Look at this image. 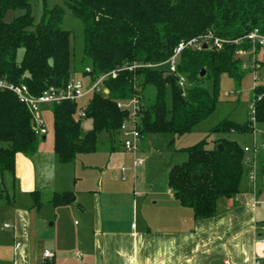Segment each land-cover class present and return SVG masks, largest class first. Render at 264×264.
Instances as JSON below:
<instances>
[{"label": "trees", "instance_id": "1", "mask_svg": "<svg viewBox=\"0 0 264 264\" xmlns=\"http://www.w3.org/2000/svg\"><path fill=\"white\" fill-rule=\"evenodd\" d=\"M65 6L82 25L83 58L90 72L83 67L81 74L91 79L125 64L164 62L179 42L207 32L241 42L221 49H185L178 64V71L189 83L184 92L176 78L165 76L162 68L120 70L115 78L105 80L107 96L95 93L86 102L84 119L91 121L86 132L83 118L75 116L77 103L64 100L51 105L52 150L61 164L73 162L78 154L94 152L101 133L112 142L128 117L126 110L116 106L117 100L139 96L147 85L154 86L156 93L153 103L140 110L141 134L189 133L215 110L221 75L240 82L248 71L234 56L238 48L250 47L243 38L254 29L264 35V0H65ZM17 9L23 13L5 21L6 13ZM64 13L62 6H44L35 24L29 0H0V79L24 84L38 96L46 89L64 87L73 78L71 32L61 27ZM20 49L22 56L17 59ZM205 80L211 82V91L202 86ZM252 91L256 122L264 123V82ZM251 131L250 122L239 124L229 119L210 130ZM206 144L201 140L184 148L186 160L171 165L167 173L173 197L191 209L195 219L214 216L219 199L238 192L244 171V152L236 141L219 138L211 148ZM38 145L26 106L11 92L0 91V170L14 176L16 155L32 157ZM261 161L264 168V158ZM6 200L13 204L7 195ZM49 201L54 206L69 205L74 195L70 191L54 193Z\"/></svg>", "mask_w": 264, "mask_h": 264}, {"label": "crops", "instance_id": "2", "mask_svg": "<svg viewBox=\"0 0 264 264\" xmlns=\"http://www.w3.org/2000/svg\"><path fill=\"white\" fill-rule=\"evenodd\" d=\"M53 155H40L38 149L32 157L16 155L12 182L21 184L37 209L30 214L12 204L10 221L0 225V264H215L223 259L232 264L255 260L264 264L263 158L254 183L244 165L238 192L220 198L217 213L206 219H195L191 209L179 205L167 180L139 191L132 172L131 187L102 190L100 185L97 191H85L88 199L68 190L74 201L51 204L54 217L45 227L39 222L42 203L35 194L67 191L57 189L60 163ZM123 176L121 172L120 179L126 181ZM6 230H11L8 236ZM45 250L53 254L51 260L44 257Z\"/></svg>", "mask_w": 264, "mask_h": 264}, {"label": "rangeland", "instance_id": "3", "mask_svg": "<svg viewBox=\"0 0 264 264\" xmlns=\"http://www.w3.org/2000/svg\"><path fill=\"white\" fill-rule=\"evenodd\" d=\"M31 13L34 23L37 24L42 15L43 7L51 8L54 5H59L64 8V16L61 27L71 32L70 44L72 51L71 69L72 76L79 79L83 84H87L89 79L81 74V70L88 61L83 58V30L79 20L71 15V11L65 6V0H29ZM23 13V10L9 11L5 15V21H10L14 17ZM22 56V49L18 50L17 59ZM260 68L255 71V74L248 70L245 72L244 77L240 82H236L226 74L221 75L219 90H218V103L215 110L203 121L196 124L189 133L181 136H175L168 133L161 134H145L139 140L140 151L136 154L143 159V164L133 168L134 155L124 150L122 140L118 139L117 135L114 140L110 142L106 133H101L98 136L97 148L94 152L88 154H78L75 160L71 163L60 165L57 167V189L70 190L78 198H90L85 195L87 190L97 191L102 187V190L110 188L115 189L122 186L131 187L130 175L132 172L135 174L137 189L139 191L147 192L151 187H157L165 184L167 180V173L171 165L181 163L186 160V153L184 148L191 146L201 140H206L207 148L214 146L219 138L229 140H236L240 146L248 145L252 147L253 137L260 145L264 141V123L256 122L253 124L249 119L251 118L250 108L252 106L253 88L257 84L264 82V50L259 55ZM208 91L212 90L211 82L205 80L202 84ZM184 92V91H182ZM155 87L147 85L143 92L139 95V100L143 105L153 103L155 98ZM85 104L88 102V97L82 100ZM167 107H170V95H166ZM43 119L47 133L45 139L39 136L38 152L40 155H51L53 152V128H52V112L51 105L46 106L43 111ZM229 119L235 123L243 124L250 122L252 131L248 133H211L210 130L216 126L220 121ZM83 131L86 132L91 127L89 119H82ZM256 132V133H254ZM114 146V149L112 147ZM54 154V153H53ZM24 156V154H22ZM55 156V155H53ZM244 156V155H243ZM56 158V156H55ZM264 158V151L251 157V162L255 164V170L258 169L259 161ZM57 160V158H56ZM243 163V159H242ZM243 163V167H244ZM248 169L249 166L246 165ZM125 168L123 174L126 176V181L120 179L121 169ZM248 172V171H247ZM256 176V172H255ZM26 183L27 181H25ZM264 184V178H263ZM101 185V187H100ZM6 195L12 198L13 205H21L30 214L31 210L36 212L37 207L35 201L29 200L28 192L22 190L21 184L14 185L12 182V175L7 171L0 170V225L10 221L12 214V205H9L6 200ZM53 194L43 191L40 195L35 194V198L42 203L38 212V218L41 226H47L52 222L54 217V209L49 203V199ZM135 200H140L134 197ZM48 201V202H47ZM30 205L29 208H25ZM12 206V207H11ZM78 221L77 217L73 218ZM52 230V229H49ZM7 236L11 230H6Z\"/></svg>", "mask_w": 264, "mask_h": 264}, {"label": "built area", "instance_id": "4", "mask_svg": "<svg viewBox=\"0 0 264 264\" xmlns=\"http://www.w3.org/2000/svg\"><path fill=\"white\" fill-rule=\"evenodd\" d=\"M243 39L249 43L250 47L238 48L235 51L234 56L242 60V69L250 70L255 74V71L261 67V60L258 58L257 53L260 50H264V35L261 34L258 29H254ZM240 42V39L229 41L227 39L214 36L211 32H207L205 34L179 42L173 49L171 55L164 62L146 65L139 63H133L131 65L125 64L119 69H115L107 73L98 75L94 79H91L89 75H86L89 81L85 85L81 80L72 78L62 88H49L44 90L40 95L35 96L30 93L27 86L24 84L9 83L3 79H0V91L5 90L11 92L15 95L20 103L26 106L31 115L32 131L38 137H43L47 133L43 119L44 117L42 108L44 106L58 104L64 100L75 102L78 104L75 116L78 119H82L85 117L86 106V103L84 104L82 100L87 97L88 99H90L91 96L95 93L102 96H107L108 90L104 85L105 80H107L108 78H115L120 70H134L138 67L162 68L164 70L163 74L165 76H174L176 78L178 87L182 91H184L189 86V83L187 81V76L178 71V64L180 62V55L185 49H201L203 45L214 49H221L226 44H238ZM84 70L86 73H89L90 67H85ZM116 106L119 109L126 110L128 114V117L122 121L118 129V134L120 135V138L122 140V146L124 150L134 155L132 165L133 168H136L143 164V159L139 156L136 157V154H138L140 151L139 140L143 137L140 132L139 113L144 105L140 102L139 96H134L129 99L117 100ZM250 114L251 118L249 120L253 124H255L256 119L253 104L250 108ZM242 149L244 152L243 163L250 167L248 172L249 179L252 183H254L256 179L255 164L251 162V157L255 156L260 151H264V144L259 145L258 143H256L255 139H253L252 147L243 146ZM124 171L125 168H122L121 172L123 173ZM122 179L125 180L126 177L123 176ZM5 227L8 228L10 227V225L6 224ZM16 246H19V244H17ZM44 257L51 260L53 254L48 250H45ZM215 264L232 263L228 259H223L219 262H216ZM254 264H259V260H255Z\"/></svg>", "mask_w": 264, "mask_h": 264}, {"label": "water", "instance_id": "5", "mask_svg": "<svg viewBox=\"0 0 264 264\" xmlns=\"http://www.w3.org/2000/svg\"><path fill=\"white\" fill-rule=\"evenodd\" d=\"M202 48H207V46H206V45H203ZM200 76H201V77L204 76V70L201 71ZM217 148H218L219 150H221V149H222L221 144H219V145L217 146Z\"/></svg>", "mask_w": 264, "mask_h": 264}]
</instances>
